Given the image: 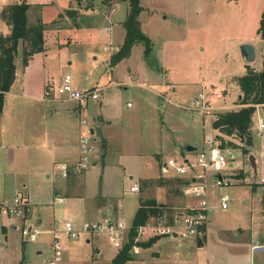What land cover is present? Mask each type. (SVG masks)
Returning a JSON list of instances; mask_svg holds the SVG:
<instances>
[{"label": "rangeland", "instance_id": "1", "mask_svg": "<svg viewBox=\"0 0 264 264\" xmlns=\"http://www.w3.org/2000/svg\"><path fill=\"white\" fill-rule=\"evenodd\" d=\"M7 1L29 2L28 25L34 24V20L38 22V17L44 23H49L69 4L74 6L76 3V0H49L46 4H44L46 0ZM139 1L141 6L147 8L141 17L143 20L141 25L143 32L153 43L152 60L154 63L157 61L159 71H162L160 64L164 66L167 80L176 82L177 95L170 98V102L153 92L136 88L135 79H131L135 77L133 72L136 70L143 71L144 75L147 73L156 75V72L148 69L142 45H135L127 59L119 60L111 67L109 47L104 49L105 45L101 44L95 47L92 40L88 39V28L85 26L80 31L82 38L78 41L73 38L68 41V38L63 36V32L60 33V38L53 34L47 37L45 53L48 52L49 57L46 66L36 65L37 73L34 76L38 78L41 71L42 84L37 86L38 92L35 93L44 95L48 85L52 87L59 85L66 73H70L74 81H79L78 85L81 89L90 85L101 89L102 86L104 93L111 96L122 111L124 115L122 125L125 126L127 119L132 125L135 124L133 129L126 128L129 133L124 139L122 136L119 141L110 144V158H114L121 148L132 153L137 150L139 157L136 165L139 171L152 175L154 172H159V162L162 164L169 156H177L181 149H186V145L199 149L206 137H215L219 143L221 136L225 140L229 139L225 135H219L211 127L210 118L212 120L220 112L237 111L239 108L232 106L237 105L238 94H241L242 98V92L238 87L235 88L232 83L233 77L245 73L247 69L262 68L264 39L259 32V20L264 9V0ZM83 2V6H86L88 0ZM95 2L99 4V0ZM98 10L102 17L108 12L101 3ZM120 13H124L121 6ZM69 21L73 20L67 18L66 23L62 25L68 24ZM36 22L35 25L41 21ZM53 25V22L48 24L50 27ZM247 42L254 46L255 50V59L251 63H247L239 52V46ZM26 44L27 42L22 40L18 45L15 56L16 69L24 65L23 51ZM142 75L140 74L139 77L142 78ZM202 80H204L205 92H209L212 88L218 96L226 94L224 100L215 101L211 105L212 108L216 106V109L205 114L204 119L203 114L197 110L199 105L194 102V98L201 91ZM116 82L121 86H117ZM8 98L10 100L7 112L19 118L17 114L22 101L20 96L14 94ZM35 102L43 104L38 100ZM231 104V108H226ZM260 114L264 118L263 108ZM84 117L85 114L82 115V118ZM4 118L5 123H10V129L9 131L2 129L4 124L0 119V140L12 144L4 148V153L0 148V203L11 202L17 195L30 201L31 216L34 221L40 218L42 232L35 242L23 240L20 237L22 221L15 215L9 217L8 212L2 210L1 217L5 216L8 221L14 220L21 227L16 230L14 226H10L7 234L3 231L0 222V264H49L48 257L52 255L49 244L53 240L51 229L54 218L59 222L69 217L77 229H81L83 224L91 219L86 217L87 213L85 216L84 205L83 208L75 206L74 214L69 203L58 198L56 188L62 190L61 183L65 179L55 165L54 168L58 173H54L55 169H52L49 178L43 173L34 176V169L21 175L17 173L20 168L16 170V167L10 164L7 167L2 165L3 157L9 160L15 157L16 151L11 148L15 146L13 144L21 141L13 119L8 115ZM76 118L77 116H74L75 121ZM250 127L253 145L246 148L247 152L244 153L243 147H228L224 150L226 155L231 154L234 159V166L227 169L233 173L234 185L227 190L231 197L227 208L218 207L216 201L218 199L210 195L212 206L208 210L206 240L199 245L197 241L191 239L168 237L157 239L153 248L142 249L144 255L149 254L146 258L139 259L141 255L138 260H131L126 264H264V251L251 254L245 247L250 239L249 228L252 227V230L254 228L256 234L258 230L264 233V186L259 184L260 178L264 177V130H258L254 115ZM172 141L174 143H171ZM153 153H158L159 156ZM185 154L186 152L182 151V155ZM250 154L258 161L256 171L249 162ZM159 184H162L160 188L157 187ZM180 186L181 181L177 177L162 178L159 175L154 180V186L148 189L145 198L156 197L159 202H165V211L162 213L171 219L172 215L183 207L181 201H184V196L179 191ZM62 194L65 197L63 190ZM85 194L87 196L88 192ZM138 196L139 193L125 195L119 193V197L124 198L135 199ZM186 199L188 201L190 198L185 197ZM58 230L61 232L63 256L57 264H91L92 260L88 257L92 255L91 253L94 254L97 243L92 239L88 241L90 232L80 231L76 238L67 236L64 224H61ZM97 236L100 238L101 253L115 252L116 248L110 245L104 234ZM39 248L43 251L41 254L37 251ZM154 250L162 252L160 255L151 256L148 251ZM72 253L77 255L74 254L75 257H72Z\"/></svg>", "mask_w": 264, "mask_h": 264}, {"label": "crops", "instance_id": "2", "mask_svg": "<svg viewBox=\"0 0 264 264\" xmlns=\"http://www.w3.org/2000/svg\"><path fill=\"white\" fill-rule=\"evenodd\" d=\"M48 1L49 0H46L44 4L48 3ZM94 1L95 0L91 1L92 6L88 8H87L88 3L86 4V6H83L84 3L83 0H76L74 6L69 4L68 7L64 8L63 11L59 12L57 18L51 20V22L54 23V25L51 27L48 26V24H50L51 22L44 23L42 19L40 20L38 17L37 18L38 22L41 21L45 25V31H44L45 42L47 40V37L49 35L51 36L52 34L60 38L61 37L60 33L62 32H63V36L65 35L68 38V41H71L72 38L78 41L80 38H82V33L80 31L85 26L86 28H88V39L92 40L93 44H95V47L96 45L99 44L105 45L103 47L104 49L109 47L108 49L110 50V57H111V55H113L114 52H116L123 44L122 42L125 36V29L122 26V22L125 19L126 14L128 12L127 4L125 2H115L110 4L107 3L106 0H99V4L101 3L102 5H104L106 9H108L107 14H105V16L102 17L101 14L98 13L99 4L96 2L94 3ZM12 3H16V2L0 0V33L4 34L5 36H8L12 33V29H11L12 24H10L9 20L3 16L2 10L10 6ZM120 6L124 10V13L122 14L120 13ZM67 8L74 9L76 10V12L70 15L67 13L66 10ZM141 8H143V10L139 14L140 25L143 21L141 20V17L144 15V12L147 10V8L143 6H141ZM67 18H70L73 21L72 22L69 21L68 24L62 25L64 22L66 23ZM108 19L111 20L113 26L112 31L110 33H108L105 29L108 23ZM35 22L36 21L34 20V24H29L28 26L35 25ZM141 29H142V25H141ZM53 31L55 33H53ZM45 42H44V46H45ZM46 51H47V47L45 46L44 50L36 52L33 55H31L27 61H24V65L22 67L19 66V68L16 69L13 85L5 95V99H6L5 105L3 109L0 111V119L4 124V127L2 126V129H5L6 131H9L10 129V125H9L10 123L7 124L4 122L5 121L4 116L8 115L15 122V127L17 129L16 131L17 134L20 135L21 141L13 144L15 146L11 148L13 149V151H16L15 157L11 160H9L6 157L5 158L3 157L2 165L7 167L10 164L14 166V168L16 167V170L20 168L17 170V173L21 175L27 174L31 171V169L32 170L34 169L35 170L34 176L43 173L46 175V177L48 178L51 177L52 175L51 170L55 169L54 168L55 162L72 161L79 157L80 120L82 118V115L85 114V117L87 116V119L90 123V131L92 132L93 139L98 149V153L96 154L91 167L89 166V168L85 169V171L82 172L71 171L68 177H63L61 175L62 178L65 179V181L63 182L62 180L61 183V186L63 187L61 188L63 190L65 197L63 196L61 189L56 188V194L58 195L59 199L60 197H63V199H60L61 201H65L69 203L71 208L74 210V214L76 212L75 206L83 208L84 205L83 212L85 216L87 213L86 217H89L93 221L101 219L102 216L109 214L110 216L117 219L120 218L126 224L131 225L134 219V214L137 208L139 207L140 203L146 200H153L156 198V197L153 199L145 198V194L148 192V189L154 186V180L158 178L159 175L162 178H168L170 176H173L170 172L168 174L163 173L162 170L163 166H165L164 164L165 161L169 158L163 161L162 164L161 162H159L158 163L160 164L159 172L158 173L154 172L152 173V175L147 174L145 171L143 172L139 171V168L136 165V162H138V157H139L138 156L139 152H137V150H135L136 152L132 153V152H127L125 149L121 148L118 149L117 155L114 158L112 157L110 158L109 155L110 144L116 143L117 141L120 140V138H122V136L124 139L126 135L129 133V131L126 128L133 129L135 124L132 125L127 119L125 122V126L122 125V117L124 116L122 111L118 108L116 102L113 101V98L111 96L109 97L106 93H104L102 86H100L101 87L100 98L98 100H89L87 102H84L83 104L64 97H50L48 99H45L43 98L42 93L36 94L35 92H38L37 86L42 84L41 83L42 77L40 74L41 71H39L38 78L34 76V74L37 73L36 65L42 64L46 66V62L49 57V53L48 52L45 53ZM239 52H240V46H239ZM130 54L128 55V57L130 56ZM128 57H125L121 60H125ZM247 63H251V62H247ZM109 65L111 66L110 61H109ZM160 66L162 71L161 70L156 71L150 66L148 68L156 72V75L150 73L144 75L145 73L143 71L136 70V72L135 71L133 72V75L135 74L134 75L135 77H132L131 79H135L134 85L136 86V88L144 89L147 90L148 92H153L154 94H157L159 97L165 98V100L170 102V98H173L177 95L176 94L177 87H175L176 82L167 80V77L165 76L164 73L166 70L162 64H160ZM255 71H259V70H255ZM140 74H143L142 78L139 77ZM232 83L234 84L235 88L238 87V85H236L235 82ZM74 84L76 87L80 88L78 85L79 81H74ZM116 85L121 86V84L118 82H116ZM204 85H205L204 80H202V83H200L201 91L199 92L198 96L204 93L207 101L210 102L209 103L210 105H212L215 101L224 100L226 94L218 96L217 93H215L212 88L210 89L209 92H205ZM93 87H95V85L84 86L83 88L86 89ZM14 94L20 96V99L22 100L20 102L21 104L20 111L17 114L19 118H16L15 116H12V113L10 114L9 112H7L8 110L7 107L9 105V100H10L8 96H13ZM229 94L232 100L231 92H229ZM240 95L241 94H238L237 105L232 106L231 104L226 108H231V106L233 108L234 107L240 108L242 106V104L239 103ZM36 100L43 102V104H39L35 102ZM89 105H90V114H89ZM214 107L215 108L211 107V110L216 109V106ZM204 115L205 114H203V119H204ZM74 116H77L76 121L74 120ZM131 120H133V118H131ZM211 121L212 120L210 118V125H211ZM137 126L138 123L136 124V127ZM139 129L140 128L138 127V130ZM171 143L174 142L172 141ZM10 144L12 143L6 142L2 139L0 140V148L3 151V153L5 152L4 148L5 147L8 148ZM186 146L188 147L192 145H186ZM200 146L202 147V145ZM187 147L186 149H181L180 154H178L177 156L182 155V151L184 152L188 151ZM153 154L159 156L158 153H153ZM169 157H173V156H169ZM254 159L256 161L255 157ZM257 162L258 161H256L255 163L257 164ZM56 172L57 171L55 169L54 173ZM135 184L138 185L139 190L135 192H130L129 191L130 187L134 186ZM161 186L162 184L157 185L158 188H160ZM87 192L88 194L86 196L85 193ZM120 192H122L124 195L128 193H132V194L139 193V196L135 199L119 197ZM157 202L163 205L165 203V202L164 203L159 202V200H157ZM181 202H183L181 205V207L183 206L182 208H184L185 204L188 203L187 199L185 200V198L184 201ZM31 210H32L31 203H29L28 214L26 215L25 213V215L23 216L20 215L16 216V218L22 221L21 222L22 226L26 224H34V223H37L40 226L39 223L41 222L40 218H36L35 220L37 221H34L33 217L31 216ZM162 211L163 212L165 211L164 206L162 207ZM0 214L2 215V210H0ZM7 214L9 215V217H12V215H10L9 213ZM1 215H0V222L3 227L2 229L7 234L9 232L10 226H14L16 230L20 229L21 225H19L18 222L14 220L8 221V219H6L5 216L1 217ZM54 220L55 221L51 229V234L53 238H54L53 229L58 227V220H56L55 218ZM207 225H206V232H207ZM249 231H251V234H250V239L245 244L246 249L250 250L251 254L253 252L258 253L259 251H264V250L255 251L254 249L259 246L264 247V233H262L263 231L261 232L260 230H258L259 232L256 234V230H254V228L252 230V227L249 228ZM20 237L22 238V235ZM74 237L77 238V235ZM206 237H207V233H206ZM206 237L204 240H206ZM162 238H167V237H160L159 239ZM171 238L178 239L175 237H171ZM22 239L24 240V238ZM91 239L97 243L96 244L97 246L94 247V254L91 253L92 255L88 257L92 260L91 264H102V263L112 264V261L114 257L118 254L117 252L119 251L120 248L119 249L116 248L115 252H113L114 254L113 253L105 254L103 252L101 253L100 238L95 234L89 233L88 241H91ZM147 240H143V241H147ZM158 240H155L154 243L147 248H143L141 246L133 247L131 249L133 260H138V257H140L141 255L142 257H140L139 259L146 258L149 254L144 255V251L142 249H149L150 247L153 248L154 244H156ZM49 245H51V242ZM37 251L40 254L43 252L41 248H39V250ZM148 252L151 254V256H154V255H160L162 251L154 250ZM72 254H73L72 257H75L74 256L75 253Z\"/></svg>", "mask_w": 264, "mask_h": 264}, {"label": "built area", "instance_id": "3", "mask_svg": "<svg viewBox=\"0 0 264 264\" xmlns=\"http://www.w3.org/2000/svg\"><path fill=\"white\" fill-rule=\"evenodd\" d=\"M112 22L108 19L105 27L106 31H112ZM59 85L48 86L43 98L64 97L81 104L87 100H98L100 98V88L81 89L75 86L72 75L66 73L61 79ZM195 104L199 105L197 109L202 114L211 113V105L207 101L205 94L202 93L195 98ZM130 104H128L129 106ZM260 108V109H259ZM264 109L263 105H255V111L252 115L256 117V126L259 131L264 130V118L260 115V110ZM79 136V157L72 161H57L55 168L63 177H68L71 171L82 172L91 167L93 160L98 153L97 146L90 131V123L86 117L80 120ZM201 148L193 151H186L185 155L169 157L163 166V173L169 172L180 179L181 186L179 191L188 203L184 208L173 214L171 219L166 214L149 216L148 220L139 225L136 229L135 242L159 237H175L180 239L204 240L206 237V225L209 222L208 210L211 208L210 195L218 199V207L227 208L231 197L228 189L233 186V173L227 169L234 166V159L231 154L226 155L219 141L215 137H206ZM227 171V172H226ZM261 183L264 177H261ZM138 185L130 187V192L138 191ZM216 192V194L214 193ZM63 199V197H60ZM0 210L7 211L10 215L23 216L29 210V203L22 196L17 195L11 202H1ZM64 224L65 232L68 237L76 236L80 231L90 232L91 234H104L110 245L114 248H121L125 243L128 231L131 225L126 224L120 218L104 215L98 220H87L81 229H77L72 220L66 219L59 221L58 227L53 229L54 238L50 248L52 255L48 257L49 264H57L62 259L63 245L61 232L58 228ZM42 229L37 223L26 224L21 227L22 238L25 241L35 242Z\"/></svg>", "mask_w": 264, "mask_h": 264}, {"label": "trees", "instance_id": "4", "mask_svg": "<svg viewBox=\"0 0 264 264\" xmlns=\"http://www.w3.org/2000/svg\"><path fill=\"white\" fill-rule=\"evenodd\" d=\"M92 0H88L87 8L92 6ZM107 3L125 2L127 4L128 12L123 20L125 28V36L123 44L110 57V64L114 66L119 60L127 57L134 45L140 44L143 46L144 60L148 66L154 70L159 71V65L152 56L153 43L150 38L142 31L139 14L143 10L140 6L139 0H106ZM29 2L21 1L12 3L10 6L2 10L3 16L12 24V33L8 36L0 33V111L5 105V95L11 89L16 73L15 56L18 51L20 41H26L24 45L23 59L27 61L31 55L36 52L44 50V31L45 25L39 22L36 25L28 26V7ZM67 13L72 15L76 12L74 9L67 8ZM62 16V15H61ZM259 32L264 39V9L260 17ZM14 40V43H12ZM263 64L259 71L247 69L243 75L236 76L234 82L238 85L242 98L239 103L242 106L237 111H226L216 114L211 121V127L214 128L219 135L229 137L225 140L222 136L220 139V146L222 148H239L243 147L244 153L247 152V147L252 146L251 123L252 114L255 111V105L261 104L264 107V53ZM151 59V60H149ZM238 142H234V141ZM242 149V148H241ZM264 186L263 183H259ZM164 205L158 203L156 199L146 200L140 203L137 208L131 227L127 233L128 239L117 252L112 264H126L133 260L131 249L133 247L141 246L147 248L151 246L159 236L148 239L147 241H137L136 229L139 225L145 223L149 216L158 215L162 213ZM203 240H198L197 243L201 245Z\"/></svg>", "mask_w": 264, "mask_h": 264}, {"label": "water", "instance_id": "5", "mask_svg": "<svg viewBox=\"0 0 264 264\" xmlns=\"http://www.w3.org/2000/svg\"><path fill=\"white\" fill-rule=\"evenodd\" d=\"M12 43H14V40H12ZM240 53H241L242 57H244V59L247 62H253V60L255 58L254 57V55H255L254 46H252L251 44H248V43L241 44L240 45ZM240 98H241V95H240ZM187 150L193 151V150H195V147L194 146H188ZM249 162H251V165H252L254 171H256V163L254 161V156L252 154L249 155ZM254 249H255V251H259V250H264V247L259 246V247H256Z\"/></svg>", "mask_w": 264, "mask_h": 264}]
</instances>
